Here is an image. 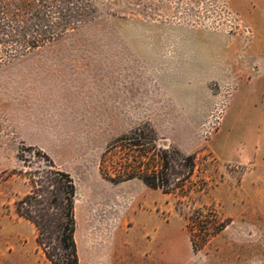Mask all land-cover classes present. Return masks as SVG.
I'll return each instance as SVG.
<instances>
[{
    "label": "rangeland",
    "instance_id": "rangeland-1",
    "mask_svg": "<svg viewBox=\"0 0 264 264\" xmlns=\"http://www.w3.org/2000/svg\"><path fill=\"white\" fill-rule=\"evenodd\" d=\"M84 20L0 61V264H52L15 210L44 154L76 184L79 264H264V0H78ZM140 128L197 156L190 198L113 181ZM230 222L193 249L183 214Z\"/></svg>",
    "mask_w": 264,
    "mask_h": 264
},
{
    "label": "trees",
    "instance_id": "trees-1",
    "mask_svg": "<svg viewBox=\"0 0 264 264\" xmlns=\"http://www.w3.org/2000/svg\"><path fill=\"white\" fill-rule=\"evenodd\" d=\"M78 0H0V61L42 46L83 21ZM143 129L119 136L105 150L118 152L113 170L103 159L100 171L113 181L139 178L152 188L181 198L203 193L209 183L194 179L197 156L175 146L157 143ZM46 165L29 170L30 189L15 200L16 213L36 228V242L52 264H79L75 240L76 184L69 172L58 169L47 154ZM193 249L205 246L230 222L214 206H197L183 214Z\"/></svg>",
    "mask_w": 264,
    "mask_h": 264
}]
</instances>
